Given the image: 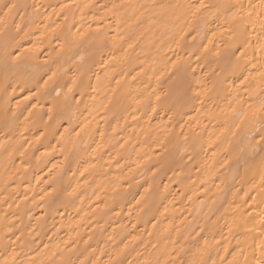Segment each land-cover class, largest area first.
Here are the masks:
<instances>
[{
	"label": "bare ground",
	"instance_id": "bare-ground-1",
	"mask_svg": "<svg viewBox=\"0 0 264 264\" xmlns=\"http://www.w3.org/2000/svg\"><path fill=\"white\" fill-rule=\"evenodd\" d=\"M18 2L19 10L9 16L17 23L35 7L32 0ZM28 4L31 6L25 7ZM59 7L60 0H57L44 9V13L47 16L52 8L58 11ZM234 13L237 8L233 6L212 21V27L200 45L211 50L209 59L217 48L235 42L229 31ZM62 18V15L53 14L48 22L49 29ZM99 27V24H92V28ZM40 35V31L35 32V37ZM250 36L255 43L256 33H250ZM134 47L135 39L128 41L114 56L105 58L111 67L100 75H115L111 81L113 87L118 81L130 80L135 75L130 73L125 77L124 73L125 61L135 55L131 51ZM47 51L45 47L43 53ZM177 59L178 56L172 55L167 67L156 74V79H163ZM203 63L196 71V78L208 71ZM192 68L195 71L197 65L194 63ZM249 69L251 65L237 77L231 76L230 66L226 65L222 70L221 78L229 76L226 83L237 93V99L240 95L247 97L244 91L247 85L241 81L249 74ZM216 71L221 68L217 67ZM141 82L149 83L147 77L142 76L134 87H140ZM28 96L30 93L24 92L12 101V108L20 105L17 109L19 121L0 118V230L6 232L8 241L0 246V264H11L14 255L11 242L17 241V237L24 241L15 246L17 258L35 257L39 264H136L137 259L154 261L158 257L163 260L162 253L173 247L171 240L178 231L186 228L201 202L205 211L211 209V215L201 213L202 227L185 242L191 248L185 264L190 261L245 264L252 248H258L264 240V149L245 144L243 152L234 151L227 128L211 125L212 111L198 113L193 109L176 125V130L182 132L206 129L204 137L210 148L207 155L201 154L190 169L173 164L174 171L161 174L163 170L155 163L161 149L159 142H152V134L161 125L160 115L154 113L156 118L150 123L146 118L136 120L135 112L125 119L126 112L109 106V97L102 96L82 113L75 129L72 128L75 121L61 122L59 117L46 129L43 120L47 119V109L52 105L41 97L42 106L37 105L38 111L25 120L37 103L36 99L21 103ZM262 99L264 96H254L249 103L258 106ZM229 100L226 92L216 111H230ZM41 107L45 112L43 117L39 114ZM163 119L166 121L168 117ZM86 121H90L86 127L94 139L85 151L73 148V142ZM184 121L189 124L182 129ZM41 132L45 135L41 136ZM221 151H231L237 157V164L221 188H217L220 180L213 181L209 193L211 199H208L205 196L208 186L202 181L214 171L213 165L219 168L216 155ZM65 156L68 157L66 163ZM37 157H40L39 161ZM49 170H60L56 180L58 188L61 193L74 188V198L58 195L46 203L42 200L52 188ZM153 172H156L155 176ZM149 236L157 250L149 251L151 244H145ZM192 240H195L194 244ZM176 247L179 250L181 245Z\"/></svg>",
	"mask_w": 264,
	"mask_h": 264
},
{
	"label": "clouds",
	"instance_id": "clouds-1",
	"mask_svg": "<svg viewBox=\"0 0 264 264\" xmlns=\"http://www.w3.org/2000/svg\"><path fill=\"white\" fill-rule=\"evenodd\" d=\"M56 2L32 0L35 7L31 13L21 16L17 23L9 16L19 10L18 0H0V118L19 121L17 109L20 105L12 108V101L17 95L29 92L30 96L21 103L31 99H36L37 103L25 120L38 111L37 105L42 106L43 97L52 105L47 109V119L43 120L45 128L59 117L61 122L75 121L72 124L75 129L89 105L95 104L102 96H108L109 106L125 111V119L135 112L136 120L146 118L150 123L156 115H160L161 125L152 134V142H159L161 149L155 161L163 170L161 174L174 171L173 164L190 169L201 154L207 155L210 150L204 137L206 129L176 130V125L193 109L198 113L213 112L211 125L227 128L234 151L243 152L245 144L264 149V112L253 113L254 105L249 103L254 96H264V0H226L224 3L221 0H60L59 10L52 8L46 16L44 9ZM233 6L238 14H233L229 31L235 42L217 48L209 59L211 50L200 47L203 38L211 29L212 21ZM53 14L63 18L49 29L48 22ZM92 24H99L100 27L92 28ZM36 31H40L39 37H35ZM250 33H256L255 43ZM133 39L135 47L131 51L135 55L125 61L124 73L125 77L130 73L135 75L130 80L118 81L113 87L111 81L115 75H100L111 67L105 58L114 56ZM45 47L48 50L46 54L43 53ZM172 55L178 56V59L172 62V68L167 69L163 79H156V74L167 67ZM202 61L208 71L196 78ZM194 63L197 65L195 71L192 68ZM226 65L231 67L232 77L239 76L249 65L251 69H259L256 72L249 69V74L241 81L247 85L244 89L247 97L240 95L237 99V93L226 83L229 76L221 78ZM217 67L221 71H216ZM142 76L147 77L149 83L141 82L140 87H134ZM204 88H207L206 93L202 92ZM226 92L230 96L227 107L231 110L216 111L220 109L219 101L224 99ZM39 114L41 117L45 115L42 107ZM164 116L168 117L166 121ZM188 124L189 121H184L181 128ZM40 135L44 136L45 132ZM93 139L88 127L80 128L73 148L86 151ZM39 159L37 157V161ZM67 160L65 156L64 162ZM216 164L220 165L219 168L213 165L214 171L202 181L208 186L205 191L208 199H211L209 193L214 180L221 181L217 185L219 189L225 179L232 176L237 157L231 151H221L216 155ZM60 174V170H49L52 188L42 198L45 203L58 195L67 198L76 196L74 188L61 193L56 183ZM201 213L211 215V209L205 211L203 202L193 212L192 219L187 221L186 228L178 231L171 240L173 247L164 250L163 260L159 257L154 261L137 259L136 264H185V257L191 251L185 242L191 240L192 234L202 227ZM17 242L23 244L24 241L17 237V241L11 242L14 251L11 264H39L35 257L18 259L15 254ZM6 243V232L0 230V246ZM145 244H151V236ZM177 245H181L179 250ZM152 250H157L156 244H151L149 251ZM189 264L197 262L190 261ZM245 264H264V240L258 248H252Z\"/></svg>",
	"mask_w": 264,
	"mask_h": 264
},
{
	"label": "snow or ice",
	"instance_id": "snow-or-ice-1",
	"mask_svg": "<svg viewBox=\"0 0 264 264\" xmlns=\"http://www.w3.org/2000/svg\"><path fill=\"white\" fill-rule=\"evenodd\" d=\"M10 8L12 7L11 5L9 6ZM202 92L206 93L207 92V88L202 89ZM253 113H261L264 112V100H262L258 106H254L252 109ZM90 123V121H86L84 125L81 126V128L86 127L87 124ZM36 139H39V137H37ZM217 139H219V137H217ZM101 147L98 145V148ZM54 167H57L56 165H54ZM89 167H94V165H90ZM88 169H85V171H87ZM167 187V186H165ZM47 195V193H46ZM262 219H264V217H262ZM234 226V225H233Z\"/></svg>",
	"mask_w": 264,
	"mask_h": 264
}]
</instances>
